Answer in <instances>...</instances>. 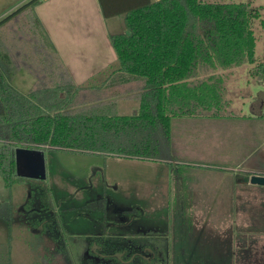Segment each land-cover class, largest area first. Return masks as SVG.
<instances>
[{
    "label": "trees",
    "instance_id": "trees-1",
    "mask_svg": "<svg viewBox=\"0 0 264 264\" xmlns=\"http://www.w3.org/2000/svg\"><path fill=\"white\" fill-rule=\"evenodd\" d=\"M99 1L106 18L125 14L126 32L110 40L123 72L116 95L141 99L131 116L96 114L92 105L101 95L74 89L36 14L41 0H27L0 20V177L8 187L30 183L24 207L43 230L60 227L51 189L35 190L34 180L17 174V148L168 159L171 117L220 106L223 79L213 72L256 62L251 20L259 13L248 3ZM20 69L35 78L27 94L10 83ZM258 70L264 75V64ZM263 101L261 93L257 102ZM62 246L71 264H170V239L160 231L104 233ZM10 260V251L0 250V264Z\"/></svg>",
    "mask_w": 264,
    "mask_h": 264
},
{
    "label": "rangeland",
    "instance_id": "rangeland-1",
    "mask_svg": "<svg viewBox=\"0 0 264 264\" xmlns=\"http://www.w3.org/2000/svg\"><path fill=\"white\" fill-rule=\"evenodd\" d=\"M26 1L0 0V17ZM202 1L248 3L259 13L251 20L260 61L252 71L258 74L264 64V0ZM251 66L238 69L243 84L238 97L247 101L250 94L264 93L262 73L249 85L243 80ZM33 81L26 69L10 78L23 92ZM178 153L165 161L47 149L48 178L32 183L35 190L38 184L51 189L60 227L34 226L32 213L22 210L30 183L8 187L0 177V250L10 251L11 264H71L63 241L160 231L170 239V264H264V185L252 184L254 174L246 171L264 169V158L216 168L210 166L220 163L214 155Z\"/></svg>",
    "mask_w": 264,
    "mask_h": 264
},
{
    "label": "crops",
    "instance_id": "crops-1",
    "mask_svg": "<svg viewBox=\"0 0 264 264\" xmlns=\"http://www.w3.org/2000/svg\"><path fill=\"white\" fill-rule=\"evenodd\" d=\"M45 3L48 6H44ZM12 11H5L0 20ZM35 11L49 42L68 69L74 89L87 88V92L94 90L98 92L96 95H101L102 100L92 105L95 107L92 112L106 116H131L139 112L141 99L136 95H116L122 88L123 72L110 36L126 32L125 14L106 18L99 0H41ZM258 62L256 58L255 63ZM255 63H249L251 68L245 70L246 85L260 75L252 71ZM241 66L213 72L223 79L220 106L200 107L193 110L194 114L171 117L170 157L163 160H172L177 152L214 155L215 161L220 163L210 166L230 168L229 164H235L238 168L240 164L264 158V101L259 104L256 94H250L248 101L238 97L243 89L238 70ZM34 82L35 78L27 92L20 91L27 94ZM230 93L235 96L229 97ZM174 147L176 152H173ZM246 171L264 175V169ZM238 177L240 181L241 176Z\"/></svg>",
    "mask_w": 264,
    "mask_h": 264
},
{
    "label": "water",
    "instance_id": "water-1",
    "mask_svg": "<svg viewBox=\"0 0 264 264\" xmlns=\"http://www.w3.org/2000/svg\"><path fill=\"white\" fill-rule=\"evenodd\" d=\"M17 174L22 177L45 179L46 163L44 151L33 148L19 147L16 149ZM252 184L264 185V175L254 174Z\"/></svg>",
    "mask_w": 264,
    "mask_h": 264
},
{
    "label": "flooded vegetation",
    "instance_id": "flooded-vegetation-1",
    "mask_svg": "<svg viewBox=\"0 0 264 264\" xmlns=\"http://www.w3.org/2000/svg\"><path fill=\"white\" fill-rule=\"evenodd\" d=\"M46 153V151H44V154ZM45 163H46V155H45ZM46 174H47V177L45 179H39V178H30V177H26L28 179H31V180H34L35 182H40V181H44V180H47L48 178V169H47V163H46ZM96 201H93V203H95ZM22 210H24V206L22 207Z\"/></svg>",
    "mask_w": 264,
    "mask_h": 264
}]
</instances>
